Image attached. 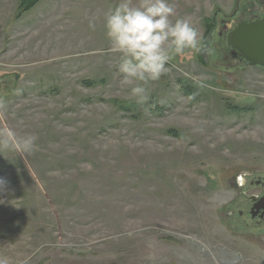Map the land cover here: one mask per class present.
I'll list each match as a JSON object with an SVG mask.
<instances>
[{
  "label": "rangeland",
  "instance_id": "obj_1",
  "mask_svg": "<svg viewBox=\"0 0 264 264\" xmlns=\"http://www.w3.org/2000/svg\"><path fill=\"white\" fill-rule=\"evenodd\" d=\"M117 2L0 0V127L36 137L29 154L0 149V257L264 264V223L231 206L241 177L264 176V68L210 47L238 0H170L201 49L174 56L143 104L105 35Z\"/></svg>",
  "mask_w": 264,
  "mask_h": 264
},
{
  "label": "clouds",
  "instance_id": "obj_2",
  "mask_svg": "<svg viewBox=\"0 0 264 264\" xmlns=\"http://www.w3.org/2000/svg\"><path fill=\"white\" fill-rule=\"evenodd\" d=\"M170 0H118L103 14L105 35L110 51L118 55L117 71L121 83L128 86L137 103L148 99L146 85L165 75L167 65L174 56L185 50L198 52L202 37L187 18H176ZM89 27L95 29V22ZM36 137L20 136L10 127H0V149L21 155L33 151ZM6 181L0 177V188ZM0 264H8L7 257H0Z\"/></svg>",
  "mask_w": 264,
  "mask_h": 264
},
{
  "label": "flooded vegetation",
  "instance_id": "obj_3",
  "mask_svg": "<svg viewBox=\"0 0 264 264\" xmlns=\"http://www.w3.org/2000/svg\"><path fill=\"white\" fill-rule=\"evenodd\" d=\"M256 8V9H255ZM264 14V0H249L246 3H242L241 0H238V4L236 10L233 15L228 18L222 19L218 18V35L223 40L221 42L216 43L217 46L220 47L218 53L222 54V60L229 65H245V61L241 58V56L236 53L234 55L232 53V49L227 43V35L234 27V25L241 19H249L251 16L260 17ZM228 23H231V27L228 26ZM6 83V80L4 81ZM241 186H246L244 189L240 190L236 199L231 202V206L235 208L237 212V217L242 224H251L261 225L264 223V200L261 201L262 197H264V176L257 175H244L240 178ZM239 186V185H238ZM257 187L256 193L247 194L246 192L251 187ZM255 205H258V209H256ZM235 214V211H230L229 215L232 216Z\"/></svg>",
  "mask_w": 264,
  "mask_h": 264
},
{
  "label": "water",
  "instance_id": "obj_4",
  "mask_svg": "<svg viewBox=\"0 0 264 264\" xmlns=\"http://www.w3.org/2000/svg\"><path fill=\"white\" fill-rule=\"evenodd\" d=\"M256 9V8H255ZM231 27V23H228ZM227 43L245 61L247 66L264 68V14L239 20L227 35ZM263 201L264 197L261 198ZM258 209V205H255Z\"/></svg>",
  "mask_w": 264,
  "mask_h": 264
},
{
  "label": "trees",
  "instance_id": "obj_5",
  "mask_svg": "<svg viewBox=\"0 0 264 264\" xmlns=\"http://www.w3.org/2000/svg\"><path fill=\"white\" fill-rule=\"evenodd\" d=\"M34 2H35V0L34 1H32V0H21V3H22V5H24V7L26 8V7H28V8H30L33 4H34ZM218 14H215V16H217ZM216 22H217V20H216ZM214 28H215V25H214V27H213V30H212V33L210 34V37H212V34H213V32H214ZM223 39L222 38H220V36H218V39H217V41H216V43L219 41V42H221ZM210 47H213V49H212V53H213V55H217V53H218V49L220 48V47H218L217 46V48L215 47L214 48V44H212V45H210ZM210 50V49H209Z\"/></svg>",
  "mask_w": 264,
  "mask_h": 264
}]
</instances>
